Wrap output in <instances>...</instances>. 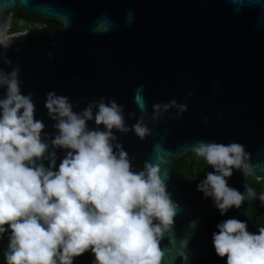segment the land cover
I'll use <instances>...</instances> for the list:
<instances>
[{"label":"water","instance_id":"95a60500","mask_svg":"<svg viewBox=\"0 0 264 264\" xmlns=\"http://www.w3.org/2000/svg\"><path fill=\"white\" fill-rule=\"evenodd\" d=\"M15 11L57 27L0 42V53L12 62L0 60V69L10 73L19 65L21 93L32 94L35 118L45 125L42 139L49 153L56 152L57 168L65 150L51 146L58 133L45 107L48 92L68 97L77 113L102 97L106 103L115 100L131 129L145 115L134 99L143 85L150 134L143 139L131 130L114 134L134 171L145 161L161 168L167 191L180 206L161 241L162 264H226L212 243L217 224L235 218L251 233L264 228L259 200L264 195V0H0V31ZM5 93L0 87V98ZM172 100L187 105L179 118L176 108L156 113L154 105ZM96 127L94 120L88 122L89 129ZM200 141L244 145L252 171L244 176L234 170L228 185L245 193L247 184L256 196L240 209L221 215L213 200L197 191L214 171L208 164L194 180L175 172V164L195 153ZM42 162L49 166L48 159ZM181 241L188 242L187 249ZM94 260L87 251L73 264Z\"/></svg>","mask_w":264,"mask_h":264},{"label":"clouds","instance_id":"9594fccd","mask_svg":"<svg viewBox=\"0 0 264 264\" xmlns=\"http://www.w3.org/2000/svg\"><path fill=\"white\" fill-rule=\"evenodd\" d=\"M0 60L12 63L4 53ZM19 70V65L10 73L0 69V87L6 89L0 98V234L10 232L6 264H73L87 251L94 264H162L161 241L173 229L180 206L167 191L161 168L145 161L134 171L114 134L131 130L141 139L150 134L143 85L134 99L145 115L131 129L115 100L106 103L102 97L77 113L68 97L48 92L45 107L58 133L51 146L65 150L57 168L56 152L49 153L42 139L45 125L35 118L32 94L21 93ZM153 107L160 115L176 108L177 118L187 110L176 100ZM93 120L97 127L89 129ZM192 150L214 169L197 191L211 198L221 215L256 196L247 184L245 193L228 185L234 170L244 176L252 171L244 145L200 141ZM259 200L264 202V195ZM217 229L213 247L226 264H264V228L251 233L245 221L230 218Z\"/></svg>","mask_w":264,"mask_h":264},{"label":"trees","instance_id":"16d2710c","mask_svg":"<svg viewBox=\"0 0 264 264\" xmlns=\"http://www.w3.org/2000/svg\"><path fill=\"white\" fill-rule=\"evenodd\" d=\"M33 21V18L25 14H22L17 11L11 12L12 27L8 30V32L12 33L19 30H25L33 23ZM20 22L22 23L21 25ZM39 23L44 25V28H42L41 30L50 32L52 30L57 29V27L50 23H45L41 21H39ZM206 166L207 162L202 157H199L195 153H193L187 160H182L175 164L174 170L185 178L194 180L199 174H201V172L206 168ZM9 235L10 232L7 231L3 234H0V264H6L4 252L6 251L9 243Z\"/></svg>","mask_w":264,"mask_h":264},{"label":"rangeland","instance_id":"374dc122","mask_svg":"<svg viewBox=\"0 0 264 264\" xmlns=\"http://www.w3.org/2000/svg\"><path fill=\"white\" fill-rule=\"evenodd\" d=\"M10 21H11V15H10ZM8 26L4 27L1 31H0V41H2L6 36H8L9 33L8 32ZM42 28H44V25L39 23V22H35V23H32L28 28H26V30H41ZM2 34V35H1Z\"/></svg>","mask_w":264,"mask_h":264},{"label":"built area","instance_id":"2783aa9c","mask_svg":"<svg viewBox=\"0 0 264 264\" xmlns=\"http://www.w3.org/2000/svg\"><path fill=\"white\" fill-rule=\"evenodd\" d=\"M21 24H22V23L20 22V25H21ZM7 26L9 27L8 30L12 27L11 21H9V22L7 23L6 27H7ZM27 28H28V27H27ZM26 31H27V30L25 29V30H19V31L12 32V33L9 34L8 36H6L2 41H6L7 39L12 38V37L17 36V35H22V34H24ZM1 35H2V34H1ZM2 41H0V42H2Z\"/></svg>","mask_w":264,"mask_h":264},{"label":"flooded vegetation","instance_id":"af4514ba","mask_svg":"<svg viewBox=\"0 0 264 264\" xmlns=\"http://www.w3.org/2000/svg\"><path fill=\"white\" fill-rule=\"evenodd\" d=\"M35 22H39V21H37V20H34V21H33V23H35Z\"/></svg>","mask_w":264,"mask_h":264}]
</instances>
